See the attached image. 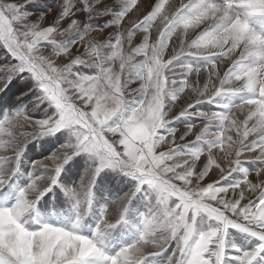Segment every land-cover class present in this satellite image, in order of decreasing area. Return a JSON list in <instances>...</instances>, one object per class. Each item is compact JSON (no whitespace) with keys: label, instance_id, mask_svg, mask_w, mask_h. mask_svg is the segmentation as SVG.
Listing matches in <instances>:
<instances>
[{"label":"snow or ice","instance_id":"1","mask_svg":"<svg viewBox=\"0 0 264 264\" xmlns=\"http://www.w3.org/2000/svg\"><path fill=\"white\" fill-rule=\"evenodd\" d=\"M32 2L26 0V4ZM23 8L15 3L0 5V42L17 61L0 65V69L10 75L30 74L48 102L43 111H54L42 119L23 112L0 119V153H4L0 160L19 159L27 142L40 136L67 130L69 138L50 156L33 162V169H43L47 174L30 178L18 190L15 203L0 209V264H143L144 244L151 243L163 251L171 240L177 241V247L168 264H253L264 253V168L255 171V183L249 179L250 174L226 186L220 181L238 169L246 153L258 151L254 159L264 164V78L257 79L264 73V29L253 25L256 19L264 20V0H180L178 6L168 0H153L146 10L143 0H120L119 6L116 0H60L58 14L46 27L39 23L44 16L37 17L38 22L23 23L32 15ZM109 8L119 14L109 25L112 31L108 37L98 43L92 34L105 29L93 31L90 26L98 19L97 13ZM186 9L191 11L185 14ZM133 13L134 18L128 19ZM205 20L211 24L187 49L181 40L171 58L164 59L168 41L178 29L187 30ZM153 28L158 33L155 42L150 39ZM141 32L143 43L132 47L133 36ZM109 39L111 43L106 45ZM81 47L83 52L73 59L71 49L79 52ZM106 47L110 52L107 56ZM184 55L205 63L199 67L176 64ZM61 56L71 62L58 65L56 57ZM222 59H228L231 65L223 78L216 72ZM117 61L119 71H114L112 65ZM74 65H91L96 68L95 74H82L73 69ZM202 71L208 72L212 87L205 82L200 89L193 82L195 99L187 100L178 114L173 113L171 109L181 98L187 77L193 73L199 76ZM214 76L220 81L218 87ZM133 80L141 81V87L127 91ZM224 94L242 95L243 99L222 105L223 110L218 112L192 113L203 123L196 133V125L179 136L176 130L163 131L196 104ZM133 95L139 100L128 117L111 125L109 121L122 110L126 97ZM234 109H247L242 122L233 118ZM254 119L256 123L249 126ZM21 123L31 130L16 128ZM231 128L236 129L237 139L227 134ZM190 134H194V140L187 139ZM252 136L256 138L249 140ZM194 141H211V146L206 152H188L186 145ZM215 150L230 165L227 172L216 165ZM81 153L87 154L94 166L88 168L79 185L62 189L76 200L78 208L90 200L95 177L105 168L119 169L136 181L133 192L114 202L120 208L119 216L110 220L102 215L97 233L122 221L127 202L142 186L147 185L155 194L150 207L162 215V222L145 224L137 239L115 255H106L93 239L77 234L82 219L79 211L67 230L47 223L29 230L22 219L34 202L29 197L39 199L51 191L64 165ZM205 153L207 163L198 167L197 161ZM213 165L220 167V181L204 186ZM245 189L251 195H246ZM10 195L5 180L0 179V198ZM200 214L219 226L197 232L195 222ZM229 228L254 238L255 247L242 251L232 246L230 253L225 243Z\"/></svg>","mask_w":264,"mask_h":264},{"label":"rangeland","instance_id":"2","mask_svg":"<svg viewBox=\"0 0 264 264\" xmlns=\"http://www.w3.org/2000/svg\"><path fill=\"white\" fill-rule=\"evenodd\" d=\"M112 3V0H108ZM117 6H119L120 0H116ZM141 3V0H137ZM186 2V0H185ZM199 0H194V3H198ZM8 3H15L17 5H24L23 12L30 13V15L23 23L38 22L37 17L44 16V20L40 23L41 27L50 26L54 20V17L58 14V4L60 0H33L32 3H27L26 0H0V5ZM153 3V0H143V6L146 10L148 4ZM168 3H174L179 5L180 0H168ZM191 9H186L187 14ZM119 13L109 8L105 11L97 13L98 19L94 20L90 26V30L98 31L100 28L105 29L103 33H93L92 36L96 41L103 42L108 33L112 31L109 25L115 23V17ZM136 14L133 13L128 19L134 18ZM128 19L123 22V27L128 26ZM157 23H159L157 21ZM211 24V21L205 20L199 24L190 26L187 30L181 28L172 36L168 41V47L164 52V59H170L174 49H179V43L182 40L184 47L196 40L198 36ZM254 27L258 30L264 29V20L256 19L253 21ZM144 33H138L132 38V47H137L143 43ZM76 37H72L75 39ZM59 39V38H58ZM150 39L155 42L158 39V33L155 28L152 29ZM111 39L105 41V44H110ZM128 45H124V49H128ZM211 47V45H208ZM83 48L79 49V52L75 48L71 49L72 58L74 59L83 52ZM193 52L196 49H192ZM206 51V49L202 50ZM107 47L105 48L104 55H109ZM137 60L143 59L137 57ZM58 65L62 66L66 63H70V59L67 56L56 57ZM17 61L7 52L0 42V65H14ZM176 64L192 65L194 67L202 66L205 61L195 56L184 55L179 57ZM228 59H222L217 63L216 72L221 78L224 73L230 67ZM114 71H119V62L117 61L112 65ZM74 70L80 71L82 74H95L96 68L91 65H74ZM178 73V78H179ZM264 78V73H259L257 79ZM215 85L219 86V79L213 77ZM203 89L205 82L209 84V88L212 87V81L208 80V72L202 71L199 76L195 73L187 77V86L184 92L181 94V98L176 101V107L172 108L173 113L178 114L180 109L185 106V103L189 99H195V93L192 91V84ZM234 83H239L235 82ZM228 85H226L227 87ZM141 87V81L133 80L127 91L139 89ZM243 99L242 95H230L224 94L216 97L211 102H201L195 105L189 112L173 119L168 123L163 131L176 130L177 136L180 132L184 131L191 125H196L193 129V133L198 132L202 127V121L194 116V112L213 113L223 110L222 105H230L239 103ZM139 100V96L126 97V103L122 110L117 113L109 123L115 126L121 120L126 119L130 114V109L134 106L135 102ZM48 102L44 100L42 93L36 86V82L31 78L28 73L21 74H7L3 73L0 69V119L5 116H12L15 113L23 112L30 115L33 119L47 118V115L54 111L53 108H48L47 113L43 111L47 107ZM165 109L169 110V105L166 103ZM171 115V113H170ZM233 118L238 122H242L246 115L247 109L241 111L240 109L233 110ZM256 123V120L249 121V126ZM16 128L31 130L30 126L17 125ZM243 126L241 124V130ZM15 130V129H14ZM234 139H237V133L235 128H231L227 133ZM69 134L67 130H61L54 135L40 136L35 139H31L24 146L23 152L19 159L0 160V179L5 180V188H7L11 195L0 198V209L11 207L16 201V195L21 187H24L30 178H34L36 175H46L43 169H33L34 161H42L46 157L55 152L62 144L68 142ZM255 136L249 137V140L255 139ZM21 139H23L21 137ZM188 140H194V134H190L187 137ZM211 146V141H194L191 144L186 145L188 152H206ZM164 150V149H160ZM4 155V153H0ZM259 155L256 153H246L241 159L238 169L228 175L225 179L220 181V167L227 169L230 167L227 160L222 159V153L219 150H215L216 167L213 165L209 168V175L205 178L204 186L208 183L220 181L221 185H229L237 182L242 178L244 174H250L249 179L255 183L258 182L256 176V170L264 168V164H261L259 160H255L254 157ZM207 163V154L202 155L201 159L197 161L198 167H202ZM94 166V163L87 154L81 153L73 157L67 164L64 165L60 176L57 178V185L52 186L51 191L46 192L39 199L29 197L33 200L31 207L26 215L22 218L26 221L25 226L29 230H37L42 224L47 223L56 227H64L66 230L70 229L73 223L76 221L77 212L79 211L82 219L76 229L77 234L84 235L89 239H93L104 251L106 255H115L121 247L133 243L140 231L144 228L145 224L152 222L159 224L162 222V215L157 214L156 209L151 208L150 204L155 201V194L147 185L142 186L139 192H136L134 196L127 202L126 210L123 213L122 221L112 229H104L100 232H96V225L102 215L112 220L118 217L120 214V208L114 203L121 200V198L127 196L136 186V181L128 175L122 173L119 169L105 168L103 169L94 180L91 188V196L89 201L82 202L77 207L76 200L69 197L62 190L63 188H74L80 184L81 178L84 176L88 168ZM29 173L32 176H29ZM179 183V182H177ZM239 191V189H237ZM246 195H251L245 189ZM246 202V201H245ZM107 210V211H105ZM217 223L207 218L204 214H200L196 218L195 229L197 232L207 231L211 228L218 227ZM95 233V235H93ZM159 235V234H157ZM226 247L231 253L232 246L241 249L242 251H251L255 247L256 241L250 237L247 233L240 232L237 229L229 228L225 236ZM177 247V241L171 240L166 249L161 251L159 248L151 243L144 244L142 247V254L144 257L143 264H168L169 258L172 257ZM159 252L157 255L153 253ZM253 264H264V253L259 254L254 260Z\"/></svg>","mask_w":264,"mask_h":264}]
</instances>
